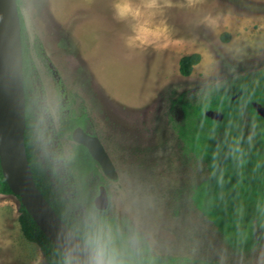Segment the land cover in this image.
Wrapping results in <instances>:
<instances>
[{"label": "rangeland", "instance_id": "1", "mask_svg": "<svg viewBox=\"0 0 264 264\" xmlns=\"http://www.w3.org/2000/svg\"><path fill=\"white\" fill-rule=\"evenodd\" d=\"M20 12L39 141L58 174L59 157L72 145L58 147L60 118L83 110L87 132L101 140L118 174L104 185L109 217L122 233L140 235L143 253L192 264H264V230L240 251L197 209L193 196L209 168L179 139L183 114L173 105L180 96L196 105L231 79L264 71V0H198L193 9H167L171 42L136 52L124 47L127 29L113 19L111 0H20ZM209 12L220 14L218 27L199 22ZM192 54L201 61L184 77L179 62ZM20 204L0 194V259L5 252L8 264H46L21 232Z\"/></svg>", "mask_w": 264, "mask_h": 264}, {"label": "trees", "instance_id": "2", "mask_svg": "<svg viewBox=\"0 0 264 264\" xmlns=\"http://www.w3.org/2000/svg\"><path fill=\"white\" fill-rule=\"evenodd\" d=\"M20 11V0H17ZM23 45V73L26 98L25 145L36 186L63 222L75 231H83L93 218L117 227L108 210L99 211L95 198L107 180L88 150L73 143L76 128L87 129L88 116L81 110H71L61 117L55 131L61 152L63 142L72 143L70 155L63 161L64 174L59 175L52 158L39 141V127L32 107L30 59L27 35L20 12ZM227 42L228 35L222 36ZM201 61L199 54L184 56L179 72L184 77L192 74ZM253 103L264 107V71L231 79L201 103L193 105L180 96L173 105L180 106L182 120L177 134L187 151L204 161L209 177L195 191V205L216 226L218 232L237 250H247L255 243L257 231L264 230V118L253 108ZM223 115L218 122L206 112ZM249 117L247 124L243 114ZM99 182L94 184L93 180ZM0 194L13 195L6 184L0 166ZM19 225L25 239L41 250L46 264H64L63 253L44 235L32 217L20 204ZM146 251V249H145ZM192 264L174 257H156L143 253L142 264ZM201 264H212L202 262Z\"/></svg>", "mask_w": 264, "mask_h": 264}, {"label": "water", "instance_id": "3", "mask_svg": "<svg viewBox=\"0 0 264 264\" xmlns=\"http://www.w3.org/2000/svg\"><path fill=\"white\" fill-rule=\"evenodd\" d=\"M264 118V107L253 103ZM207 117L221 122L223 115L208 111ZM26 98L23 73V45L20 11L17 0H0V166L13 196L32 217L48 240L59 250L60 236L71 229L56 214L36 186L25 145ZM72 140L85 147L110 180L118 174L110 156L98 137L76 128ZM99 211L109 206L105 187L95 199ZM62 252V251H61Z\"/></svg>", "mask_w": 264, "mask_h": 264}, {"label": "clouds", "instance_id": "4", "mask_svg": "<svg viewBox=\"0 0 264 264\" xmlns=\"http://www.w3.org/2000/svg\"><path fill=\"white\" fill-rule=\"evenodd\" d=\"M198 0H111L113 19L126 26L121 34L129 52L149 47L160 48L171 42L166 10L173 7L193 9ZM217 13L203 15L199 22L210 28L218 27ZM64 264H142V238L130 229L127 234L106 222L93 218L83 231H65L60 236Z\"/></svg>", "mask_w": 264, "mask_h": 264}, {"label": "flooded vegetation", "instance_id": "5", "mask_svg": "<svg viewBox=\"0 0 264 264\" xmlns=\"http://www.w3.org/2000/svg\"><path fill=\"white\" fill-rule=\"evenodd\" d=\"M80 128V127H79ZM84 130V129H83ZM85 132H87V129L86 130H84ZM89 135H92V134H90L89 132H87ZM92 136H94V135H92ZM96 137V136H95ZM73 141V140H72ZM101 141V140H100ZM73 143H75L74 141H73ZM102 143V142H101ZM76 144V143H75ZM77 145H79V144H77ZM104 146V145H103ZM105 148V147H104ZM106 150V149H105ZM109 155V154H108ZM113 162V161H112ZM97 163V162H96ZM98 164V163H97ZM114 164V163H113ZM98 166H99V164H98ZM100 167V166H99ZM100 169H101V167H100ZM101 172H102V174L104 175V173H103V171H102V169H101ZM104 177L105 178H107L105 175H104ZM108 179V178H107ZM101 187H105L104 185H102V186H100V188ZM100 188H99V192H100ZM105 189H106V187H105ZM106 191H107V189H106ZM107 194H108V191H107ZM99 196V194L96 196V198ZM95 198V199H96ZM108 199H109V197H108ZM106 211V210H105ZM103 212V211H102Z\"/></svg>", "mask_w": 264, "mask_h": 264}, {"label": "crops", "instance_id": "6", "mask_svg": "<svg viewBox=\"0 0 264 264\" xmlns=\"http://www.w3.org/2000/svg\"><path fill=\"white\" fill-rule=\"evenodd\" d=\"M6 255V253L4 252L3 258L0 259V264H8L9 263V254L6 255V257H4Z\"/></svg>", "mask_w": 264, "mask_h": 264}]
</instances>
